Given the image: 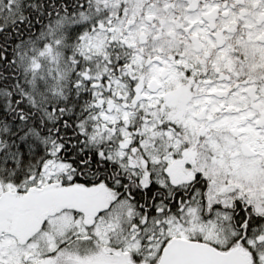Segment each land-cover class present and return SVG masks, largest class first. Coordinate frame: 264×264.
<instances>
[{
    "label": "snow or ice",
    "instance_id": "snow-or-ice-1",
    "mask_svg": "<svg viewBox=\"0 0 264 264\" xmlns=\"http://www.w3.org/2000/svg\"><path fill=\"white\" fill-rule=\"evenodd\" d=\"M0 264H264V0H0Z\"/></svg>",
    "mask_w": 264,
    "mask_h": 264
}]
</instances>
